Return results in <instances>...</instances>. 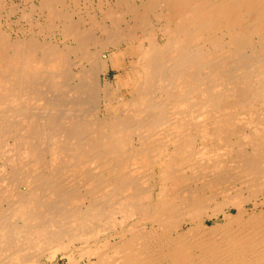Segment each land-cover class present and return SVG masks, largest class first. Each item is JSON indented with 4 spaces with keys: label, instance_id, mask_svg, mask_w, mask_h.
<instances>
[{
    "label": "bare ground",
    "instance_id": "1",
    "mask_svg": "<svg viewBox=\"0 0 264 264\" xmlns=\"http://www.w3.org/2000/svg\"><path fill=\"white\" fill-rule=\"evenodd\" d=\"M21 11L35 30L0 17V264H264V0Z\"/></svg>",
    "mask_w": 264,
    "mask_h": 264
},
{
    "label": "rangeland",
    "instance_id": "2",
    "mask_svg": "<svg viewBox=\"0 0 264 264\" xmlns=\"http://www.w3.org/2000/svg\"><path fill=\"white\" fill-rule=\"evenodd\" d=\"M37 1V2H36ZM31 2V3H30ZM1 4H0V8L1 7H4L5 9H0V14H1V21H3V24H4V26L5 27H8V28H10V27H13V31H14V34L16 35V34H22L23 33V30H24V32H28L29 33V30H35L36 29V27L34 26V25H32L31 24V21H29V20H27L26 18L25 19H23V18H20V15L22 14V11L21 10H23V8L25 9V8H29V6H32L33 5V3H35L36 5H39V3H40V0H2V2H0ZM2 3L4 4V6L2 5ZM14 3V4H13ZM16 3V4H15ZM26 3H27V6H26ZM30 3V4H29ZM12 4V5H11ZM2 5V6H1ZM15 5V6H14ZM9 6V7H8ZM12 6V7H11ZM24 6H26V7H24ZM22 7V8H21ZM7 8H9V9H7ZM19 8H21V9H19ZM13 11V12H11V11ZM5 11L7 12V13H9V16H8V14L7 13H5ZM10 11V12H9ZM13 13V14H12ZM3 15V16H2ZM12 16V17H11ZM15 16V17H14ZM5 17H7V18H5ZM4 19V20H3ZM6 19V20H5ZM18 19V20H17ZM10 20H12L11 22V24H12V26L10 25V27L8 26V23L7 22H9L10 23ZM24 20V21H23ZM26 21V22H25ZM6 22V23H5ZM15 22V23H14ZM33 23H35V22H33ZM24 24V25H23ZM32 25L31 27H30V25ZM20 25H21V27H20ZM18 26L20 27V29L21 28H23V29H21V31L20 30H18V29H16V28H18ZM4 27V28H5ZM33 28V29H32ZM26 30V31H25ZM16 32V33H15ZM128 62L129 61H126V68L125 69H123L120 73H119V71L118 70H116V69H111L106 75H103V77L105 76V77H107L108 79H110V80H114L115 78H119L118 80L119 81H121V82H123L124 83V77H126L127 75H131V74H133V76H136V74H137V71H138V69L139 68H134V69H129L128 68ZM121 74H122V76H123V78L122 77H118V76H121ZM110 76V77H109ZM104 77V78H105ZM111 77H112V79H111ZM121 79V80H120ZM63 262V264H66V261L64 260V261H62Z\"/></svg>",
    "mask_w": 264,
    "mask_h": 264
}]
</instances>
